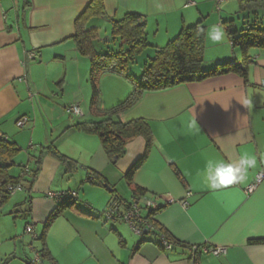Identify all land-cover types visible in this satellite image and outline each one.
Wrapping results in <instances>:
<instances>
[{
    "label": "crops",
    "instance_id": "0c3cea01",
    "mask_svg": "<svg viewBox=\"0 0 264 264\" xmlns=\"http://www.w3.org/2000/svg\"><path fill=\"white\" fill-rule=\"evenodd\" d=\"M90 1L0 0V139L21 150L18 161L24 165L29 160V169L41 149L50 144L79 165L67 172L43 154L29 194L21 192L15 203L29 198L22 209L28 208V213L22 219L40 236L56 208L47 195L77 193L74 209H65L55 218L44 244L38 241L36 253L44 246L48 254L41 263L264 264V182L246 192L264 171V49L250 51L253 60L245 78L226 74L145 93L119 114L121 123L145 121L153 136V146L129 188L123 175L142 156L144 139L130 142L112 165L96 137L75 129L77 123L96 120L89 113L90 60L79 56L71 40L74 21ZM232 2L236 4V0H226V5ZM103 5L107 19L99 23L136 14L145 25L147 42L152 38L151 47H163L182 28L202 21L203 69L240 62L227 34L218 44L206 40L209 26L222 22L220 13L214 15L213 0H103ZM29 53H34L32 60ZM100 88L103 109L120 103L131 92L130 84L114 74L102 76ZM68 105H77L82 118L67 115L64 108ZM23 118L28 123L18 128L16 123ZM243 152L256 160L245 181L218 189L204 182L208 159L237 162ZM85 169L101 177L109 189L92 184ZM134 187L144 198L158 197L164 205L153 216V231L142 238L127 224L102 217L115 199L129 203ZM183 200L186 207L180 204ZM163 238L173 242L171 250L161 245ZM256 240L263 243L252 242ZM191 247H224L225 253L200 254L196 260ZM28 259L21 263L28 264Z\"/></svg>",
    "mask_w": 264,
    "mask_h": 264
},
{
    "label": "trees",
    "instance_id": "16d2710c",
    "mask_svg": "<svg viewBox=\"0 0 264 264\" xmlns=\"http://www.w3.org/2000/svg\"><path fill=\"white\" fill-rule=\"evenodd\" d=\"M213 3L216 10L214 0ZM238 9V13L243 17L240 18L242 21L241 28L237 32L232 29L233 21L227 24L221 22L220 25L228 36L231 48L238 52L240 62L236 65L235 63H219L211 69H203L202 67L204 62V26L202 21L193 26L182 28L177 36L163 47H151L147 43L144 23L138 15L132 13H126L118 20L108 19L110 38L103 39L100 36V28L97 26L98 21L107 19L103 0H91L75 19L74 35L71 40L79 56L90 60L88 81L91 96L89 113L96 119L95 121L77 123L75 129L85 135L96 137L112 165H115L124 155L126 146L130 142L137 138L144 139L145 146L142 156L123 175L125 184L129 188L133 187L134 176L147 159L153 146V136L145 121L137 119L128 123H121L118 120L119 114L129 110L145 93L164 91L226 74H236L245 78L246 69L253 60L250 51L264 49V0H238ZM146 48H152L153 55L142 64L140 79H135L129 74L128 67ZM106 74L121 76L131 86L129 95L109 109H103L100 105V80ZM20 154L21 150L13 142L0 139V207L6 205L12 196L7 190L9 186L20 185L22 192L29 194L39 172L40 159L43 154L54 158L67 169V172L79 168L75 161L61 155L52 144L41 149L40 157L35 160L31 169L28 167L29 160L24 165L18 161ZM25 167H28V171L22 176ZM14 170L15 173H13ZM85 170L88 180L92 184L106 186V182L101 177L88 169ZM174 173L178 180L183 183L180 174L176 170ZM132 189L134 191L132 198L143 197V192L140 189L135 187ZM28 199L27 197L16 206L24 207ZM73 202L56 203V208L45 222L41 235L37 236L35 240L44 244L46 232L51 223L65 209H74ZM113 203L124 207L128 204L119 202L118 199H115ZM163 206H160L147 217L152 224V229L155 228L153 216ZM21 208L19 214L20 218H23L28 213V208L23 212ZM152 229L146 230L144 234L153 231ZM163 241H167L172 246V241L166 238H163ZM252 242L263 243L261 240ZM192 248H190L191 256L196 258L200 253H192ZM36 254L39 255L41 261L48 257L44 246Z\"/></svg>",
    "mask_w": 264,
    "mask_h": 264
},
{
    "label": "built area",
    "instance_id": "2783aa9c",
    "mask_svg": "<svg viewBox=\"0 0 264 264\" xmlns=\"http://www.w3.org/2000/svg\"><path fill=\"white\" fill-rule=\"evenodd\" d=\"M224 0H214L216 5V10L219 11L221 4ZM231 45V44H230ZM28 58L32 60L34 58V53H29ZM67 115L82 118L83 114L77 105H68L64 108ZM28 123L26 118L17 121L16 126L18 128H23ZM28 171V167L24 168V174ZM264 182V171L258 173L255 182L246 188L247 193H251L254 189ZM7 190L13 196L18 192H22V187L20 185L9 186ZM48 198L54 200L56 203L75 201L77 199V193L75 191H62V192H51ZM190 193H187V197ZM173 201H166V203H172ZM183 207H186L188 203L183 200L180 201ZM163 202L158 197L144 198V197H133L131 201L124 207L123 205H118L115 203L109 204L102 213V217L105 221H120L127 224L130 230L137 237H141L146 230L152 229L151 222L147 219L148 215L157 210ZM24 233L31 236L32 239H36L37 235L35 233L34 226L27 224L24 228ZM163 246L166 250H171V245L167 241H163ZM200 254H211L213 256L223 255L225 253L224 247L218 248H207V247H193L192 253ZM38 255V254H36ZM39 255L35 257L29 264H42Z\"/></svg>",
    "mask_w": 264,
    "mask_h": 264
},
{
    "label": "rangeland",
    "instance_id": "374dc122",
    "mask_svg": "<svg viewBox=\"0 0 264 264\" xmlns=\"http://www.w3.org/2000/svg\"><path fill=\"white\" fill-rule=\"evenodd\" d=\"M220 10V12L214 10V15L217 16L218 13H220V19L222 22H226V24L233 21L234 25L232 29L237 32L239 28H241L242 21L240 18L243 17L238 13V0H236V4L232 2L229 5H226V0H224ZM97 26L100 28V36L103 38L106 36V38L109 39V24L107 22H100ZM151 41L152 38L149 37L147 43L151 45ZM152 55L153 49L146 48L145 51L138 55L135 61L129 65V74L135 79H140L142 74L141 66L148 58H151ZM100 95L101 99V88ZM15 170L13 173H15ZM20 195L23 196V193L18 192L15 196H11L8 203L0 207V264H23L21 263V259L23 260L28 257V260L32 261L38 256L36 255V248L38 247L39 240L32 239L30 235L24 233L25 220L20 218L19 214L21 207L19 208L15 205L16 201L20 199ZM21 209H23V207ZM37 230H40V228L38 227ZM38 233L36 231L37 236Z\"/></svg>",
    "mask_w": 264,
    "mask_h": 264
},
{
    "label": "clouds",
    "instance_id": "9594fccd",
    "mask_svg": "<svg viewBox=\"0 0 264 264\" xmlns=\"http://www.w3.org/2000/svg\"><path fill=\"white\" fill-rule=\"evenodd\" d=\"M226 39L224 29L218 25H210L206 31V40L212 44L221 43ZM256 166V160L247 152H243L237 162L208 159L202 173L204 182L210 188L228 187L245 181L248 169Z\"/></svg>",
    "mask_w": 264,
    "mask_h": 264
},
{
    "label": "water",
    "instance_id": "95a60500",
    "mask_svg": "<svg viewBox=\"0 0 264 264\" xmlns=\"http://www.w3.org/2000/svg\"><path fill=\"white\" fill-rule=\"evenodd\" d=\"M105 188H106V189H109L107 185L105 186Z\"/></svg>",
    "mask_w": 264,
    "mask_h": 264
}]
</instances>
